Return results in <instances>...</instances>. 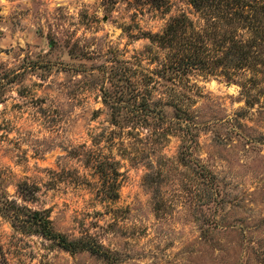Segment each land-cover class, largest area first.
<instances>
[{
  "label": "rangeland",
  "instance_id": "obj_1",
  "mask_svg": "<svg viewBox=\"0 0 264 264\" xmlns=\"http://www.w3.org/2000/svg\"><path fill=\"white\" fill-rule=\"evenodd\" d=\"M167 1L0 0V206L44 210L88 246L0 213L5 264H264V41L226 76L173 80L146 34L203 20ZM109 68L130 80L126 114L105 101Z\"/></svg>",
  "mask_w": 264,
  "mask_h": 264
},
{
  "label": "trees",
  "instance_id": "obj_2",
  "mask_svg": "<svg viewBox=\"0 0 264 264\" xmlns=\"http://www.w3.org/2000/svg\"><path fill=\"white\" fill-rule=\"evenodd\" d=\"M138 1L158 10H163L168 2ZM188 2L203 20V25L195 26L185 14H179L170 19L162 33L146 34L148 39L158 42L162 48L164 46L170 48L166 57L168 63L163 68L171 73L173 80L177 77L182 79L184 76L186 79L187 74L192 71L200 72L207 77L225 75L229 71L235 72L249 65L251 61H257L258 52H252V48L253 45H258L257 42L264 41V0H188ZM244 30H248L249 33ZM223 32L227 34L224 35ZM104 73L110 84L115 87L113 94L104 92L105 101L113 111L112 115H120L121 111L126 114L130 102L134 99L133 92L127 90L129 78L126 75L114 74L111 68ZM186 81L188 85V80ZM158 104L157 101L149 104L153 107L151 110L157 111V108L158 111L161 110L163 105ZM152 111L145 109L141 112L140 109L139 113L146 116L153 113ZM203 174L204 170L200 169L199 175ZM104 175L108 176L107 173ZM0 213L8 217L12 221V227H16L22 234L41 236L66 250L75 251L88 247L82 242L68 241L64 236L54 232L49 215L44 210H33L5 198L0 206ZM2 255L3 252L0 250V264H5V260L1 261Z\"/></svg>",
  "mask_w": 264,
  "mask_h": 264
}]
</instances>
